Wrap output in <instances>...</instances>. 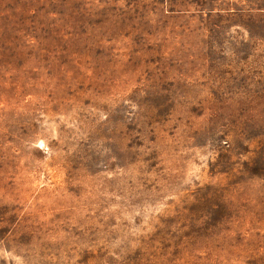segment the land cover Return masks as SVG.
Returning <instances> with one entry per match:
<instances>
[{"label": "rangeland", "instance_id": "rangeland-1", "mask_svg": "<svg viewBox=\"0 0 264 264\" xmlns=\"http://www.w3.org/2000/svg\"><path fill=\"white\" fill-rule=\"evenodd\" d=\"M0 264H264V0H0Z\"/></svg>", "mask_w": 264, "mask_h": 264}]
</instances>
